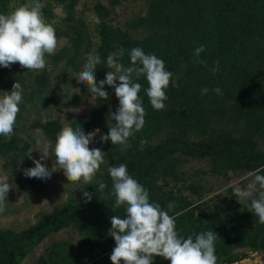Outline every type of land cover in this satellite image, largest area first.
I'll return each instance as SVG.
<instances>
[{
    "label": "rangeland",
    "instance_id": "1",
    "mask_svg": "<svg viewBox=\"0 0 264 264\" xmlns=\"http://www.w3.org/2000/svg\"><path fill=\"white\" fill-rule=\"evenodd\" d=\"M26 2L11 0L10 5L18 7ZM41 2L45 5L42 9L45 22L55 29V54L45 55L43 70L28 71L17 63L0 72V96L11 91L16 81L23 89L14 134L10 138L0 136V144L14 142L15 146L12 151L0 153V179L12 187L6 197V210L0 213V230L21 233L52 216L60 207L84 201V191L94 195L100 183L107 185L112 181L108 168L117 165L109 160H104L91 184L69 183L62 171L54 172L47 180L23 175V169L35 166L33 159H39L38 151L44 145L55 146L43 127L58 122L60 133L64 127L73 128L75 121L90 122L96 99H92L86 84H79L76 78L87 55L98 54L103 23L120 29L145 54L156 55L164 61L166 70L173 72L165 90L168 99L163 110L150 105L146 79L133 77L134 82L142 85L138 95L146 115L143 128L132 136L137 140L130 137L131 147L127 150H138L141 154L155 150L172 137L207 142L229 133L236 138L251 139L264 154V39L253 35L260 45L250 46L249 36L243 33L245 15L223 12L221 19L218 15L221 0ZM99 5L106 14L98 11ZM12 10L9 6L8 13ZM201 45L205 51L196 57L194 51ZM123 65L131 66V61ZM240 75L246 77L243 81L248 89L241 91L240 97H234L228 89H239ZM216 87L221 94L212 91ZM202 88L209 90L207 94H201ZM110 91V107L114 112L119 101L114 88L110 87ZM95 129L90 127L88 132ZM99 129L100 134H107V121ZM142 140L146 141L143 146ZM52 159L43 163L51 168ZM252 171L229 170L223 164L216 167L213 158L176 153L159 162L147 180L149 199L169 211V215L167 205L172 202L173 209L180 210L175 219L191 210H195L194 218L198 219L207 204L225 215L236 229L243 225L253 232L247 242L232 248L231 263L227 264H264V224L251 213L250 200L240 204L233 195L235 188H245L251 182ZM113 205L99 234L92 236L87 230L69 226L42 241L21 264H93L112 253L115 241L107 234L110 218L125 216L124 206L111 211ZM93 248L110 251L95 258ZM154 264L170 262L156 257Z\"/></svg>",
    "mask_w": 264,
    "mask_h": 264
},
{
    "label": "clouds",
    "instance_id": "2",
    "mask_svg": "<svg viewBox=\"0 0 264 264\" xmlns=\"http://www.w3.org/2000/svg\"><path fill=\"white\" fill-rule=\"evenodd\" d=\"M10 7L12 11L0 14V67L10 68L18 63L28 71L43 70L46 67L45 55H54L57 48L55 29L45 22L43 16L45 5L41 0H28L18 7ZM203 51L205 49L201 45L195 49L194 55L199 57ZM123 54L124 49L120 48L108 55L107 67L112 70L106 71L105 79L97 84L95 69L101 58L96 53H89L83 70L76 78L79 84H86L92 99H108L105 85L114 88L119 106L107 119L108 133L100 134V129L96 128L86 134L81 127H64L57 135L54 148L51 144L44 145L38 151L39 159H33L35 166L23 169L25 177L47 180L54 172L62 171L69 183L82 181L91 184L105 155L101 148L89 147L98 134L101 142L110 140L112 145H120L122 152L131 147L128 140L143 128L146 115L138 95L142 85L134 82L133 77L136 80L144 77L148 83L145 91L150 105L155 110L165 109L164 102L168 99L165 90L173 72L166 70L162 59L154 54H145L142 48L130 50L131 66L128 67L119 62L118 58ZM208 91L202 88L201 94ZM212 91L221 94L219 87ZM22 93V86L16 81L11 91L0 96V136L10 138L14 134ZM144 144L146 141L142 140L141 146ZM32 152L28 154L29 158ZM53 157L49 168L43 161ZM108 173L115 197L111 211L121 206L125 210L123 218L117 215L110 218L111 227L107 234L115 241L109 257L111 264H154L156 257L170 264H217L214 247L217 234L214 231L193 233L186 239L179 237L175 217L158 203L150 202L148 190L129 175L126 164L109 167ZM261 173H264V167L250 172L251 182L245 188H235L233 195L240 204L250 200L251 213L258 217L260 224H264V175ZM106 187L104 183L99 184L100 191ZM11 189L10 183L0 179V213L6 210V197ZM83 197L85 202H90L93 194L84 191ZM173 207L172 202L167 205L168 210Z\"/></svg>",
    "mask_w": 264,
    "mask_h": 264
},
{
    "label": "trees",
    "instance_id": "3",
    "mask_svg": "<svg viewBox=\"0 0 264 264\" xmlns=\"http://www.w3.org/2000/svg\"><path fill=\"white\" fill-rule=\"evenodd\" d=\"M10 2L11 0H0V14L8 13ZM97 9L100 13L106 14L102 6L99 5ZM223 12L245 15L243 33L249 36L250 46L260 45V41L254 39L253 35L261 37L262 41L264 39V0H221L218 10V15L221 19H224ZM99 34L101 44L98 49V55L101 58V63L97 64L95 69L97 84L105 79L106 71L110 70L107 67V57L110 53L123 48L124 54L118 59L122 64H125L130 60V50L137 47L120 29L109 26L106 23L102 24ZM3 69V67H0V72ZM245 78L244 75H240L242 84H237L240 90L229 87L228 93H233L234 97H240L241 91L248 89L243 81ZM105 90L109 94L108 99L96 98V105L90 122L75 121L73 129L81 127L87 134L90 127H104L111 111L110 87L105 85ZM43 129L47 136L56 143L60 130L59 123L53 122L43 127ZM99 136L95 137L94 142L89 147L101 148L105 152L104 160H109L117 166L122 163L126 164L129 175L142 184L148 192L149 181L147 180L156 169L158 163L176 153L195 158H213L216 167L223 164L229 170L252 171L264 167V154L257 150L255 143L251 139L236 138L229 133H223L207 142H188L179 137H172L164 141L155 150H145L141 154L137 153L138 150L133 152L130 149L122 152L120 150L121 147L112 145L110 140L107 143L101 142ZM132 138L135 141L137 140L136 137ZM14 149V142L0 144V153ZM113 204H115V197L111 181L103 191H96L90 202H85L84 200L75 205L62 206L52 216L45 218L21 233H15L11 230H0V264H21L28 254L42 241L69 226L87 230L92 236L99 234L101 228L106 225V219ZM194 211L185 212L175 219L178 236L186 239L193 233L199 234L203 231H214L217 234L214 242L215 255L218 258L217 264L231 263L232 248L247 242L252 237L253 232L251 233L243 225L241 228L236 229L233 222L228 220L225 215L217 210H212L207 204H204V214L198 219L194 218ZM179 213L180 210L172 208L170 215L174 216ZM193 239H195L194 236ZM110 250L93 248V257L99 258ZM110 255L111 253L93 264H111Z\"/></svg>",
    "mask_w": 264,
    "mask_h": 264
}]
</instances>
